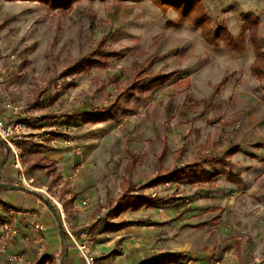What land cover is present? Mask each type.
<instances>
[{
	"label": "rangeland",
	"instance_id": "374dc122",
	"mask_svg": "<svg viewBox=\"0 0 264 264\" xmlns=\"http://www.w3.org/2000/svg\"><path fill=\"white\" fill-rule=\"evenodd\" d=\"M37 1L0 0V96L45 112L46 92L78 89L82 93L75 96L84 97L93 108L80 121L97 119V113L105 110L119 117L111 128L100 127L97 133L106 134L99 139L86 133L87 139L94 140L87 146L67 135L74 140L65 146L75 149L78 157L70 173L83 165L86 147L88 154L102 146V154L113 152L117 157L112 167L119 189L116 201L131 197L135 190L152 188L158 196L167 197L169 206L164 209L169 210L175 202V207L187 204L183 200L192 196V185L201 181L195 177L201 169L194 162L196 155L211 149L218 134L223 152L230 144L240 148L241 143L251 154L256 152L255 144L264 142V77L258 81L251 71L254 47H264V0H201L208 26L224 29L219 46L211 47L205 45L203 29L184 18L176 1L172 6H159L153 0H74L67 6L55 0ZM243 13L252 14L260 24H247ZM230 34L238 41L232 47L227 45ZM173 72L167 84L153 91L142 92L138 87ZM226 77L228 84L216 93ZM20 80L26 82L22 91L16 88ZM128 151L145 156L143 164L136 166L138 189L134 186L133 191L126 179ZM25 157L31 167L33 158ZM247 157L237 155L233 162L214 161L207 167L233 173L260 167ZM174 166L186 174L177 181L183 187L156 184ZM220 181L204 192H222L227 181L223 177ZM47 184L51 189L54 183ZM180 192L187 196L176 197ZM261 197L257 194L254 199ZM78 199L79 194L72 197ZM68 202L71 199L64 203L66 217ZM101 210L102 206L96 213ZM95 218L97 225L108 223L102 215ZM234 232L239 234L238 229Z\"/></svg>",
	"mask_w": 264,
	"mask_h": 264
},
{
	"label": "crops",
	"instance_id": "0c3cea01",
	"mask_svg": "<svg viewBox=\"0 0 264 264\" xmlns=\"http://www.w3.org/2000/svg\"><path fill=\"white\" fill-rule=\"evenodd\" d=\"M30 2L40 3L37 0H28V3ZM259 24L258 20L256 25ZM205 45L213 46L206 40ZM257 49L260 50V54H257ZM208 51L210 52V49ZM254 53L255 59L252 62L251 71L259 81L264 77L262 67L264 47L255 46ZM25 83L23 80L17 81L18 91L24 90ZM80 93L82 92L78 89L62 92L52 88L42 98L46 101L45 112L34 107V110L28 108L31 112L24 109L21 114L22 118L30 123L34 138L31 141L22 142L20 148L26 174L34 177L38 186L54 183L51 190L62 202L64 213L66 212L64 203L71 199V202H68L70 206L67 219L73 226V231L78 233L83 229H89L95 235L96 264H145L153 260L171 258L177 259L174 264H257L255 263L256 252L264 257V197L259 198L258 201L254 199L257 194L264 195V150L262 149L264 142L255 144L256 150L254 151L256 152L251 154L244 150L241 143H239L242 146L240 148L234 146L235 152L232 151L231 144L223 152L219 145L221 136L218 134L215 141L210 143L211 149L205 152L201 151L196 155L197 159L194 162L201 169L199 168L195 177L201 181L192 185L194 187L192 196L178 193L176 197H180L182 194L188 197L183 200L187 204H178L175 207V202L169 209L170 211L164 209L169 206V203L165 204L168 200L167 197L164 198L161 194L158 196L156 190L148 188L133 191L136 186L134 180L136 166L143 164L145 156H137L135 152L128 151L126 179L130 183L129 188L133 191L131 197L149 196L156 206L143 207L138 211H125L119 216H110L107 213L110 214L123 198L115 200V195L119 191L112 169L117 161L115 153L102 154L105 148L98 146L86 154L88 150L86 147L82 158L83 165L81 168H76L79 174L82 170L81 178L75 180L77 174L76 178L69 181L74 173L69 172L71 163L72 161L76 162L78 157L73 153L75 149L65 146L74 140H70L67 135L73 136L75 141L87 146L94 140L87 139L86 133L92 136L95 134L96 138H93L99 139L100 136L106 134L97 133L100 127L106 125L104 130H107L114 122L110 118L104 121L97 119L80 121V118L93 110L84 97L75 96ZM4 102L0 96V117L7 120L16 118L14 113L5 108ZM70 131H73V134L68 133ZM25 144H30L32 148L25 150ZM5 154L6 148L0 140V226L4 222H9L20 227L22 236L29 238L27 243H20V238L9 241L8 252H22L26 264H38L43 260H46V264H86L72 239L61 229L57 214L45 202L32 194L8 189L2 185L18 184L19 172L14 168L10 155L1 168ZM247 154H250L251 157H247ZM27 155L33 158L31 167L26 160L28 157L25 156ZM237 155L243 158L247 157L260 167L246 168L240 173L228 170H209L207 167L214 161L233 162ZM128 167H130V171ZM176 168L179 167L174 166L170 172ZM204 169L207 172H203ZM207 174H219V176L209 179ZM229 175L233 176L234 180H229ZM161 177L157 178L156 184H162L158 183ZM180 177L182 180L186 174L183 176L181 171ZM220 177L227 181L226 186L222 183L224 186L222 192L218 189V192L213 194H210L209 190L204 192L207 188L217 186L218 182L216 181L218 179L220 181ZM178 180L166 182V184L171 188L176 185L183 187L177 182ZM136 188L138 189V186ZM153 193L155 197L152 196ZM76 194H79V199L73 201L72 197ZM169 197L173 198L174 196ZM85 198H89V201L82 203V199ZM101 206L100 213H103L97 214L96 211ZM165 213H170V215L167 216ZM100 215L108 221L107 224H96L98 221L95 217ZM38 222L45 227L43 235L47 250L44 254L38 252L37 238L39 234L34 230V224ZM225 224L230 228L226 229ZM235 229L239 230V234L234 232ZM0 264H10L6 255L0 256ZM260 264H264V260Z\"/></svg>",
	"mask_w": 264,
	"mask_h": 264
},
{
	"label": "built area",
	"instance_id": "2783aa9c",
	"mask_svg": "<svg viewBox=\"0 0 264 264\" xmlns=\"http://www.w3.org/2000/svg\"><path fill=\"white\" fill-rule=\"evenodd\" d=\"M1 95H3V93H1ZM4 101L5 108L14 113L16 118L7 120L0 117V140H2L9 148V155L13 160L14 168L19 172L17 185L28 190H34L47 197L58 211L63 232L70 239H72L75 247L84 258L86 264H96V257L94 254L95 235L92 234L89 229H83L78 233H75L67 221L61 201L56 198L49 187L38 186L36 179L27 175L24 170L22 163V149L20 148V144L25 141H31L34 138V133L32 132L30 123L25 121L21 115L23 114L24 109H28V107L13 102L9 98L4 99ZM29 111L31 112V110ZM77 174L78 169H76L70 179L73 180L76 178ZM153 197H155V195ZM34 230L39 234L37 238L38 252L39 254H44L47 250L43 235L45 227L42 223L38 222L34 224ZM16 238H20V243L29 242V238L27 236H22L20 227L9 222H4L0 226V256L6 255L7 261L10 264H26L25 257L20 252H8L7 247L9 241H12ZM263 260L264 257L259 252H256L255 263L260 264L263 262Z\"/></svg>",
	"mask_w": 264,
	"mask_h": 264
},
{
	"label": "trees",
	"instance_id": "16d2710c",
	"mask_svg": "<svg viewBox=\"0 0 264 264\" xmlns=\"http://www.w3.org/2000/svg\"><path fill=\"white\" fill-rule=\"evenodd\" d=\"M56 3H58L61 6H67L74 0H55ZM122 1H139V0H122ZM157 5L159 6H165L169 5L172 6V2L176 1L179 5L177 8L178 11L184 16V18H190L193 23L203 29L204 37L208 43L211 45L217 46L219 44V41L223 38L220 36V32L224 29H217L212 30L208 26V22L206 20L205 14H204V8L202 5L201 0H153ZM55 3V2H54ZM56 5V4H54ZM242 19L247 23L252 25L257 24V19L253 17L250 13H243ZM205 31H208V33H212V37L208 38L206 37ZM229 39V46L237 45L238 41L234 40V38L231 36V34L227 37ZM257 54H260V50H256ZM175 76V72L170 74H165L157 77L153 82L148 83L146 85H140L138 86L139 89L142 92H149L153 91L159 87L164 86L167 84L173 77ZM228 82V78L224 79L219 88L216 90V93L220 91V88L224 86ZM97 120L104 121L108 118L110 119H118V117L114 114H112L109 110H105L104 112H98L97 113ZM108 116V117H107ZM236 148H233L232 151L235 152ZM128 170L130 171V167H128ZM209 179H213L219 176V174H207ZM180 177V169L176 168L172 172L166 174L165 176L159 178L158 183H164V182H173L177 179H181ZM229 180H234L233 176H228ZM156 206V203L153 201L152 198L146 195H139L136 197H128V198H122L119 203L112 209L110 212V216H119L125 211H138L143 207H154ZM177 261L176 258L171 259H164V260H153L150 262H147L145 264H174ZM38 264H46V260H43L42 262Z\"/></svg>",
	"mask_w": 264,
	"mask_h": 264
},
{
	"label": "water",
	"instance_id": "95a60500",
	"mask_svg": "<svg viewBox=\"0 0 264 264\" xmlns=\"http://www.w3.org/2000/svg\"><path fill=\"white\" fill-rule=\"evenodd\" d=\"M1 142L4 144L5 148H6V154H5V157H4V160L2 161L1 163V168L4 166L8 156H9V153H10V150L9 148L7 147V145L1 140ZM0 184H1V169H0ZM4 187L8 188V189H16V190H20V191H23V192H26V193H29V194H32L36 197H38L39 199H41L43 202H45L47 204V206L53 210L56 214H57V218H58V221H59V224H60V227H61V222H60V219H59V215L57 213V210L55 209L53 203L47 198L45 197L43 194H40L39 192H36L34 190H28V189H25L24 187L22 186H19V185H7V184H2ZM62 229V227H61Z\"/></svg>",
	"mask_w": 264,
	"mask_h": 264
}]
</instances>
